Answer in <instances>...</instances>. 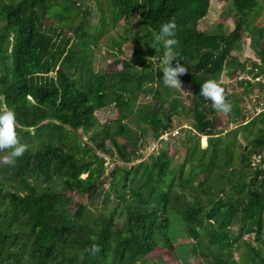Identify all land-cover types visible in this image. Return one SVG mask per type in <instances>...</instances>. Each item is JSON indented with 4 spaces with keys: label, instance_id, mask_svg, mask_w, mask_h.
Here are the masks:
<instances>
[{
    "label": "trees",
    "instance_id": "16d2710c",
    "mask_svg": "<svg viewBox=\"0 0 264 264\" xmlns=\"http://www.w3.org/2000/svg\"><path fill=\"white\" fill-rule=\"evenodd\" d=\"M259 1L225 0L226 31L200 24L210 0H0V110L15 111L28 145L14 166L0 164V264H152L153 251L159 262L177 253L180 236L190 240L180 252L198 264H264V25L251 24ZM173 17L186 106L163 85L155 41ZM120 23L116 41L108 31ZM244 33L251 59L241 58ZM104 35L113 61L95 70ZM240 75L249 79L229 93L221 77ZM210 79L233 105L222 114L228 130L199 95ZM253 97L248 114L241 103ZM107 107L116 116L100 124L95 113ZM176 119L193 132L179 141V163L159 139ZM154 142L162 146L146 163L141 151ZM93 243L100 252L86 253Z\"/></svg>",
    "mask_w": 264,
    "mask_h": 264
},
{
    "label": "rangeland",
    "instance_id": "374dc122",
    "mask_svg": "<svg viewBox=\"0 0 264 264\" xmlns=\"http://www.w3.org/2000/svg\"><path fill=\"white\" fill-rule=\"evenodd\" d=\"M87 6H89V14H88V19L91 24V26H98L97 23V17H96V10L93 7V3L91 1H88ZM226 6L225 0H210L209 3V8L210 12L208 14L207 20L206 21H201L200 24L202 26H213L214 24L220 23L222 25V28L226 31H230L233 27L232 23V18L224 19L220 15L222 11L224 10V7ZM255 15L252 17L253 19L251 20V24L254 26H263L264 25V0L259 1L258 7L255 9ZM135 22V21H134ZM133 22V23H134ZM122 33V24L120 23L119 27L116 28L114 31H108V35H111L115 38L116 41H118V35H121ZM105 43H109L107 40V35L102 36L100 40L97 43V46L94 47L95 55H94V61H93V67L95 70H108L110 69V64L112 63L113 59L110 56L109 50L107 47L104 45ZM120 50L122 54L119 56L121 58H127V56L130 54V44L125 43L122 44L120 47ZM114 55L118 54L113 51L112 52ZM241 58L242 59H251L253 58V52L250 49L249 46V39L246 36V34H243L242 38V50H241ZM155 67V64L153 63L152 65ZM115 69H120L119 65L114 66ZM221 82L224 83L225 85L228 86H234V89L228 88L229 93H239L240 90L234 85L233 83L238 80L236 78L235 80H228L226 77H221ZM179 90L180 93V99L183 102V104L186 106L190 102V97H191V89L189 86L183 87L181 90ZM252 101L246 100V98L243 100L241 105L246 108L248 111L247 113L249 114L250 111L255 108V97ZM143 98L139 97V100L141 101ZM263 104V102H262ZM257 109V108H256ZM246 113V114H247ZM95 116L100 124L108 122L109 120H112L115 118V110L112 107H107L102 110H99L95 113ZM220 121L222 122V125L227 128V130L230 128L229 125L226 124L225 118L222 114L219 115ZM190 125L188 120H174L173 121V129L170 134H165L162 138V141H166L168 143V149L169 153L174 155V160L173 163H179L182 160V157L184 155V149L180 146L179 141H183L184 137L186 135V131H189ZM190 133H187L189 135L193 134L192 131H189ZM241 142V141H240ZM148 143V142H147ZM150 143V142H149ZM148 143V144H149ZM155 143V142H154ZM199 146L203 147L206 144V139L205 137H200L199 138ZM147 145L142 149L141 155H142V160L145 161L146 163L149 162V157L151 152L148 150ZM157 146V149L161 148L162 145H160L159 142L155 143ZM176 151V153H174ZM238 152L241 151V148L237 150ZM108 165V160H106L105 165ZM251 165V164H250ZM202 177H199L201 179ZM190 185V184H189ZM191 184L190 186H192ZM108 185L107 183L104 186V189L107 190ZM82 202H85V199H81ZM176 243L178 244V251L177 253H160L161 255V262L157 261V256L159 255L157 251H153L150 253V258L152 259L153 263L152 264H198L200 263L198 260L192 259L188 254H182L180 252V249H184V247L190 243V240L184 236H180L178 240H176ZM186 249V248H185ZM184 249V250H185ZM186 253V252H185Z\"/></svg>",
    "mask_w": 264,
    "mask_h": 264
},
{
    "label": "clouds",
    "instance_id": "9594fccd",
    "mask_svg": "<svg viewBox=\"0 0 264 264\" xmlns=\"http://www.w3.org/2000/svg\"><path fill=\"white\" fill-rule=\"evenodd\" d=\"M176 35L177 23L175 17H173L160 26L159 32L155 36V41L158 43L162 42L164 49L163 56L159 58L160 63L163 65V85L181 90L182 84L179 77L187 72V68L177 60L178 53L174 49L179 44V41L175 38ZM151 59H155V57ZM173 61H176L175 66H173ZM199 95L210 101L212 108L217 113L228 115L233 109L232 103L226 98L225 89L214 79L207 80L201 85ZM18 127L20 125L13 109L0 110V153H7L0 156V164L14 166L16 159L22 157L28 150V145L20 140L17 132ZM100 250V247L93 243L84 251L95 255ZM137 264H140V262L137 261Z\"/></svg>",
    "mask_w": 264,
    "mask_h": 264
},
{
    "label": "built area",
    "instance_id": "2783aa9c",
    "mask_svg": "<svg viewBox=\"0 0 264 264\" xmlns=\"http://www.w3.org/2000/svg\"><path fill=\"white\" fill-rule=\"evenodd\" d=\"M243 79H244V80H248V79H249V76H243V75H240V76L238 77V81H242ZM254 80H255V81H258L259 78H255ZM257 111L259 112V109H257ZM163 136H164V135H163ZM163 136H161L159 139L162 140ZM156 149H157V146H156L155 143H151V144L149 145V147H148V150H149V151H155ZM258 161H259V157H258V156H257V157H252V159H251V165H254L255 163H258Z\"/></svg>",
    "mask_w": 264,
    "mask_h": 264
}]
</instances>
